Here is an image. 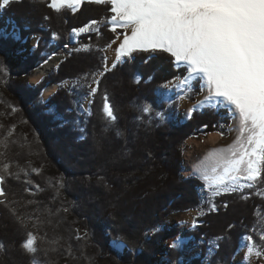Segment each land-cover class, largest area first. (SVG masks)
I'll return each instance as SVG.
<instances>
[{
    "label": "trees",
    "instance_id": "1",
    "mask_svg": "<svg viewBox=\"0 0 264 264\" xmlns=\"http://www.w3.org/2000/svg\"><path fill=\"white\" fill-rule=\"evenodd\" d=\"M49 3L20 0L3 8L19 37L0 32V139L11 130L9 140L15 141L0 146V170L9 164L13 175L6 176L4 187L9 201L17 202L0 205V243L5 245L0 264H233L248 236L264 248V195L257 194H264V184L215 197L218 211L209 212L210 191L204 182L194 175L181 178L183 144L205 133L228 136L232 117L223 109L205 108L192 119L177 120L179 102L170 104L163 86L186 71L165 53H134L103 77L95 97H88L85 85L102 69L105 45L116 35L108 23L110 5L85 2L78 10L67 5L57 12ZM93 20L99 22L93 31L74 42L72 29ZM30 36L37 37L36 44L21 57ZM83 46L91 50L72 51ZM54 52L67 56L32 86L30 77ZM50 84L59 85L58 90L44 101ZM104 91L117 115L107 132L101 111ZM201 94L193 82L187 100ZM144 105L153 112L143 113ZM156 112L165 114L164 122ZM13 207L22 223L12 216ZM190 210L204 213L193 229L166 223L172 214ZM29 231L37 235L39 249L31 257L20 247ZM78 235L85 238L77 240ZM177 237L198 245L188 263L182 262L186 246L167 245ZM57 240L59 244L53 243ZM116 245L127 251L119 252Z\"/></svg>",
    "mask_w": 264,
    "mask_h": 264
},
{
    "label": "snow or ice",
    "instance_id": "2",
    "mask_svg": "<svg viewBox=\"0 0 264 264\" xmlns=\"http://www.w3.org/2000/svg\"><path fill=\"white\" fill-rule=\"evenodd\" d=\"M13 2L20 0H0V8ZM85 2L110 5L112 15L108 23L110 31L116 35L105 45V49L120 41L115 49L114 61L109 65L105 55L102 69L93 73L91 83L85 85L89 89L88 97H95L100 92L103 77L131 59L134 53H165L175 66H183L186 71V75L163 86L167 91L175 88L181 93L175 99L169 97L170 104L191 99L195 82L204 96L187 110V119H192L194 113L205 108H215L226 111L237 123L235 141L227 148L213 149L209 154V167L204 169L202 178L208 182L210 191L208 211H218L217 204L213 202L215 197L264 184V0H50L48 6L59 12L62 6L75 8ZM98 23L93 20L83 27L74 28L72 35L78 37L81 33L92 32ZM95 30L99 32V28ZM53 38H56L55 33ZM90 50L91 46L72 49L74 52ZM84 79L87 81L89 76L85 75ZM135 82L139 83L140 78L136 77ZM102 101V116L107 124L104 131L107 132L115 125L117 115L107 91L103 92ZM140 110L149 114L153 112L151 105H144ZM155 115L160 117L161 122L165 121L163 112H156ZM203 127L207 129L208 125ZM219 134L224 135L223 132ZM11 135L10 130L7 136L0 139V146L7 148L9 143H15L9 140ZM116 135L123 136V133L117 131ZM9 167L5 163L0 170V205L17 203L9 201L4 187L6 176L13 175ZM32 171L39 172V169ZM60 187H63V181H60ZM26 191L31 193L32 189ZM223 207L228 205L225 203ZM10 212L15 219L23 222L15 207ZM199 214L204 215L203 212ZM84 238L80 235L76 237L77 240ZM221 239L224 237H217L218 241ZM260 239L264 241V232L260 234ZM247 241L250 242L248 257L264 258V248L257 245L252 236H248ZM53 243L59 244V240ZM37 244V235L29 231L20 247L24 254L31 257L39 250ZM119 247L116 245V248ZM171 247H180L179 237ZM216 247H219L218 243ZM4 250L5 245L0 243V252Z\"/></svg>",
    "mask_w": 264,
    "mask_h": 264
},
{
    "label": "rangeland",
    "instance_id": "3",
    "mask_svg": "<svg viewBox=\"0 0 264 264\" xmlns=\"http://www.w3.org/2000/svg\"><path fill=\"white\" fill-rule=\"evenodd\" d=\"M1 10V13L3 14V8H0ZM1 14V15H2ZM6 21H8L6 18H4ZM12 26V24H10ZM13 27V26H12ZM6 35L8 36H12L14 35L15 37H19V34H17L16 32H6ZM73 39H74V42H76V39L77 37L75 38L73 35H72ZM36 41H37V37L35 36H30L28 38V40H26L24 42V45H25V49L23 50V52H21L19 54V56L21 57H25L27 56L30 51L34 48L35 44H36ZM120 43V41H117L116 43H114L111 48H108L106 50V56L108 57V63L109 65L114 61L115 59V56H116V51L115 49L118 47V44ZM66 51H69L68 48L65 49ZM56 53V52H54ZM53 54V53H52ZM52 54H49L48 53V58L49 56L53 57V56H57L59 61L56 63V67L57 65H59L60 63H62L64 60H65V57L67 56L65 53L64 54H58L56 53V55H52ZM51 57V58H52ZM49 60V59H47ZM48 64V63H46ZM45 65V64H41V67L39 69H37L35 71V74L42 68V66ZM53 67L52 69L56 68V67ZM46 65L43 66L42 69H45ZM183 67V66H182ZM52 69H50L48 75L52 72ZM34 74V75H35ZM32 75L29 79V82L32 86L34 85H37L39 84L43 78H45L46 76H44L37 84H33L32 83V77L34 76ZM50 86H57V90H58V87L59 85H56V84H50L48 85L47 89L50 87ZM44 91V101H47L50 97H47L46 96V90ZM55 94V93H54ZM177 94H181L177 91V89L173 88L171 91H167V94H166V97H171L172 99H175V96ZM203 96L204 94L202 93L201 95L197 96L195 98V101H189L187 99L183 100V101H180L179 102V108L176 112V117H177V120H186V112L187 110L196 103L197 100H201L203 99ZM88 106V101L85 102V106ZM236 128H237V123L235 122L234 118H232V124L229 126L228 130H229V134L228 136H220L221 139L220 141L216 144V145H212V144H208L206 146H204L203 148H201L200 150H197L196 152H194V159H195V162H196V167L194 169V171H192V173H188V170H187V162L186 161V158H187V151H189L192 146H190L189 144V140L190 139H198L200 137H206L204 135H200V136H195L190 139H188L182 146V156H183V162H184V170L183 172L181 173V178L184 179V178H187L191 175H194V176H197L198 178H200L204 184L206 185V188H208V182L205 181L202 177H203V174H204V169L208 168L209 167V154L211 153V151L213 149H220V148H227L229 145H231L236 137H237V131H236ZM216 133V132H215ZM212 134V133H210ZM189 149V150H188ZM195 173V174H194ZM210 174V173H209ZM245 190V189H244ZM201 192L203 194H205V190L204 188L201 189ZM201 211L199 210H190L188 212H184V213H177V214H172L168 220L166 221V223L168 225H170L171 227H176V228H179V229H182V230H191L193 229V223H196V220L197 218L200 216V213ZM180 238V237H179ZM177 241V238L176 239H171L170 241H167V245L168 247H171L172 243L176 242ZM190 242V239H186V238H180V247L181 246H186L188 249H187V254H185V256L183 255V259H182V262L184 263H188L197 253H198V245L195 244V243H189ZM250 242H248L247 240H245L238 252V254L236 255V257H234V260H233V264H264V258H256V257H248L247 255V246L249 245ZM119 252L121 253H125V251H127V248L125 246H120L119 248H116ZM190 252V253H188ZM165 256L162 255V256H159L157 259L158 260H163ZM204 263H206V260L204 261ZM164 264H166L164 262Z\"/></svg>",
    "mask_w": 264,
    "mask_h": 264
},
{
    "label": "bare ground",
    "instance_id": "4",
    "mask_svg": "<svg viewBox=\"0 0 264 264\" xmlns=\"http://www.w3.org/2000/svg\"><path fill=\"white\" fill-rule=\"evenodd\" d=\"M10 24H11V21L10 20L6 21L1 16V11H0V31L1 30L2 31H8L9 33L10 32H16L18 34L19 31L16 28H14V26L12 27ZM51 57L49 56L48 64H46L45 69H40L32 77L31 80H32L33 84H37L44 76H46L49 73L50 69H52L56 65V63L59 61L57 56H53L52 58ZM56 91H57V86H50L46 90V96L50 97L51 95L56 93ZM220 136L221 135L219 133H212L206 137H200L198 139L192 138L189 140V144H190V146H192V148L190 150L188 149L189 151H187V158L185 161V162H187L186 165H187L188 173H192V171H194V169L196 167V162L194 159V152H196L197 150H200L201 148H203L204 146H206L208 144L216 145L221 139Z\"/></svg>",
    "mask_w": 264,
    "mask_h": 264
},
{
    "label": "crops",
    "instance_id": "5",
    "mask_svg": "<svg viewBox=\"0 0 264 264\" xmlns=\"http://www.w3.org/2000/svg\"><path fill=\"white\" fill-rule=\"evenodd\" d=\"M68 6L72 7L71 5H68ZM80 6H81V5L75 7L74 10H78V8H79Z\"/></svg>",
    "mask_w": 264,
    "mask_h": 264
},
{
    "label": "water",
    "instance_id": "6",
    "mask_svg": "<svg viewBox=\"0 0 264 264\" xmlns=\"http://www.w3.org/2000/svg\"><path fill=\"white\" fill-rule=\"evenodd\" d=\"M26 40H28V38Z\"/></svg>",
    "mask_w": 264,
    "mask_h": 264
}]
</instances>
